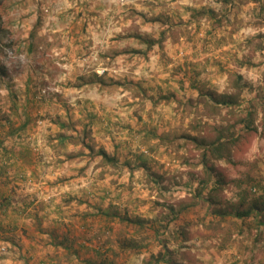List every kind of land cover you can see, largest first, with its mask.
<instances>
[{
    "label": "rangeland",
    "instance_id": "rangeland-1",
    "mask_svg": "<svg viewBox=\"0 0 264 264\" xmlns=\"http://www.w3.org/2000/svg\"><path fill=\"white\" fill-rule=\"evenodd\" d=\"M0 148L56 173L11 196L58 197L54 229L0 228V264H264V213L238 215L264 195V0H0Z\"/></svg>",
    "mask_w": 264,
    "mask_h": 264
},
{
    "label": "crops",
    "instance_id": "crops-1",
    "mask_svg": "<svg viewBox=\"0 0 264 264\" xmlns=\"http://www.w3.org/2000/svg\"><path fill=\"white\" fill-rule=\"evenodd\" d=\"M19 164H16L12 167H9L6 169V167L4 166L3 171H1L0 173V228L5 227L4 230L5 231V236L11 235L13 236L14 231H10V227L15 228L16 226H23L25 222H27L29 225H31V228H33V230H38L35 229V226L37 228L39 227H45V229H54L56 226L54 219H58V217H56L57 214H51V210L48 207L47 209H40V211L34 210L35 209V203H43L45 204L46 202L48 203V205L46 206H50L51 209L53 210V208H55L56 206V202H58V197L55 196V193H48L46 191V194L43 198H41L39 195H37L38 199H31L30 202H27L26 199H20L14 196H11L10 192H8L9 189H16V188H20L21 187L22 190L25 188V183L22 184V182H25L24 179L26 178H30L32 177L34 180L39 181L44 179L45 176L47 177H51V173L53 175H55L56 173L50 172L48 169L47 171L44 169L41 170V167L37 166V165H31V166H27V167H22V166H18ZM55 172V171H54ZM28 175V176H27ZM23 179H21V178ZM4 182V183H3ZM42 183H47L50 184L51 186H49V188H45L46 190L51 189V187H55V183L49 182V181H44ZM57 184V183H56ZM59 187V185H58ZM61 188V187H59ZM58 191V189H56ZM44 194V193H43ZM41 200H43L44 202H42ZM62 200L60 199V202ZM2 204L4 206L7 205V207H2ZM85 210H83V208H80L79 212H74L73 214H71V216H68V220L62 218V220H65V224L66 225H70L69 230H66L65 233L69 232L70 236L65 235L64 237H68L71 238L69 241V245H64L66 248H68L69 250H72V244L75 238L73 236V232H78L80 230H82L83 228H85L87 226V221L91 220L90 218L94 219L95 217L93 216V213L89 212V210H87L86 208H84ZM54 212V210H53ZM103 211H101V216H102ZM104 219L106 218V216L103 214ZM54 217V219H53ZM44 220V221H43ZM99 222L102 220H98ZM40 222H42L41 226H40ZM77 222V224H79V228L78 229H74L73 224ZM47 223V224H46ZM39 227H38V226ZM60 226V225H58ZM47 227V228H46ZM16 229V228H15ZM47 231V230H46ZM51 231V230H50ZM47 234H49L51 236H56L55 233L53 232H46ZM31 234H33L32 236H34V232H32ZM102 234V235H101ZM93 235H98V236H106V235H110L109 231L106 230H101L98 229V226L96 227V231L93 233ZM39 236H41L42 238L45 237V240H39L36 239V242H29L28 240L26 241L24 238L22 239V241H19V246L23 249L24 248H28V249H33L34 251H40L42 249L45 248H52V238L50 237V241L48 240V238H46L47 236L45 235V232L43 230V232H41V234H39ZM68 241V239H67ZM50 242V244H49ZM64 244H67L65 241H63ZM59 245V244H57ZM63 246V247H64ZM83 247V246H82ZM19 250V249H18ZM47 251V250H45ZM50 252V251H47ZM72 258H76L75 256ZM70 259V256L69 258ZM66 260V258H65ZM64 263V262H63ZM55 264H57V260L55 261ZM65 264V263H64ZM68 264H80L79 260L76 258V260L72 263L68 262Z\"/></svg>",
    "mask_w": 264,
    "mask_h": 264
},
{
    "label": "trees",
    "instance_id": "trees-1",
    "mask_svg": "<svg viewBox=\"0 0 264 264\" xmlns=\"http://www.w3.org/2000/svg\"><path fill=\"white\" fill-rule=\"evenodd\" d=\"M150 46V45H149ZM68 138V137H67ZM67 138H63L62 140L65 142V139H67ZM192 141H194L195 143H197V139H194V138H190ZM63 142V143H64ZM1 149V148H0ZM0 151H2V150H0ZM8 151L9 150H7L6 149V151H2V153L3 154H8ZM100 155H101V157L103 158V159H105V160H107V161H109V164H115L116 163V158L115 157H109L104 151H102L101 153H100ZM7 158H10V155H7V157H6V159L5 160H3L4 161V164H6V163H8V161H12V160H9V159H7ZM3 168H4V166H2ZM3 168H2V170H3ZM4 183V182H3ZM2 207H7V205L5 206V204H4V206H3V204H2ZM1 209V208H0ZM251 213H255V214H260V213H264V195H262L258 200H254L253 201V203H252V205H251V207L249 208V210L248 211H245V212H240L238 215L240 216V217H243V216H245V215H250ZM106 217H107V215H105ZM112 217V216H111ZM162 258V257H161Z\"/></svg>",
    "mask_w": 264,
    "mask_h": 264
},
{
    "label": "clouds",
    "instance_id": "clouds-1",
    "mask_svg": "<svg viewBox=\"0 0 264 264\" xmlns=\"http://www.w3.org/2000/svg\"><path fill=\"white\" fill-rule=\"evenodd\" d=\"M223 89L221 88V91H222ZM187 131H191V129H187ZM193 134V136H196V133L195 132H193L192 133ZM147 146H150V145H147ZM147 146H145L144 148H141V151H146V147Z\"/></svg>",
    "mask_w": 264,
    "mask_h": 264
}]
</instances>
